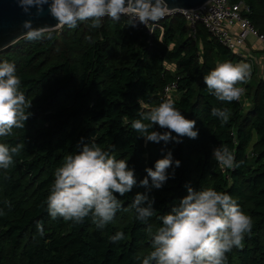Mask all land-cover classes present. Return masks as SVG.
Instances as JSON below:
<instances>
[{
    "label": "trees",
    "instance_id": "1",
    "mask_svg": "<svg viewBox=\"0 0 264 264\" xmlns=\"http://www.w3.org/2000/svg\"><path fill=\"white\" fill-rule=\"evenodd\" d=\"M229 1L248 6L247 16L264 34V0ZM129 23L121 16L119 21L105 17L100 28H92L90 21L76 28L65 25L39 40L22 37L0 51V60L16 65L22 90L32 101L25 128L0 137L13 146L24 144L14 164L0 169V209L6 213L0 216V264H142L153 250L159 217L187 194L186 184L226 192L252 217L251 234L242 248L226 254V264H264V81L241 85L249 99L246 108L239 100L221 102L209 94L203 77L232 55L202 25L194 39L185 19L172 14L160 20L161 39L155 29L149 42L145 30ZM167 62L173 63L175 74ZM176 78L179 96L173 101L183 115L196 120L199 136L182 137L179 144L154 143L152 152L131 122L158 106L163 87ZM214 107L228 110V123L211 115ZM81 137L95 140L117 159H128L138 181L146 176V167L172 151L181 165L162 188L148 192L155 197L153 217L140 222L131 208L135 194L148 191L142 187L119 197L127 210L117 212L103 229L91 217L82 224L50 217L45 202L54 172L66 154L78 151ZM221 145L243 161L240 167L222 172L212 159V148ZM37 222L44 226L43 236ZM117 231L126 239L114 244L109 237Z\"/></svg>",
    "mask_w": 264,
    "mask_h": 264
},
{
    "label": "clouds",
    "instance_id": "2",
    "mask_svg": "<svg viewBox=\"0 0 264 264\" xmlns=\"http://www.w3.org/2000/svg\"><path fill=\"white\" fill-rule=\"evenodd\" d=\"M16 3L29 17L43 15L47 5L49 15L57 21L54 26L34 27L32 19L25 20L22 37L29 41L43 38L56 27L76 28L85 21H90L92 28H100L105 17L119 21L122 15H129V24L147 25L162 19L171 10L167 0H16ZM251 74L252 66L247 62L223 61L218 62L203 81L209 94L230 103L245 93L241 85L247 84ZM31 107L32 101L22 90L16 65L6 59L0 60V137L11 136L14 129L25 128V122L32 115ZM211 115L225 124L230 116L227 109L217 107L211 110ZM156 126L165 131L155 130ZM131 127L145 143L179 144L182 137L197 139L199 136L196 120L183 115L170 98L142 112L140 119L131 122ZM76 147L78 151L66 154L54 172L45 202L47 212L52 219L63 218L73 224H82L91 217L98 229L111 223L117 212L127 210L119 197L137 187L148 191L137 192L133 197L131 208L135 209L136 220L146 222L153 217L155 197H150L148 192L152 188H162L170 177H175V168L181 165L168 150L155 161L154 167L145 168L146 176L138 181L135 168L129 166L128 159H117L112 151L95 140L85 142L81 137ZM23 148V143L13 146L0 142V169L12 166L14 157ZM212 156L229 169L243 163L236 161L233 151L226 145L215 147ZM169 169L173 171L169 173ZM185 187L187 194L159 217L161 224L151 239L153 250L143 257L142 264H226V254L234 247L242 248L245 236L251 234L252 217L230 194L212 187L195 189L191 184ZM5 204L11 208L10 202L5 201ZM5 214L0 209V216ZM37 231L40 236L44 235L41 222H37ZM125 239L123 231L109 237L114 244Z\"/></svg>",
    "mask_w": 264,
    "mask_h": 264
},
{
    "label": "built area",
    "instance_id": "3",
    "mask_svg": "<svg viewBox=\"0 0 264 264\" xmlns=\"http://www.w3.org/2000/svg\"><path fill=\"white\" fill-rule=\"evenodd\" d=\"M248 13L249 7L242 2L231 3L229 0H208L194 9H172L163 18L172 14H180L186 21L189 36L196 39L198 26L202 25L211 38L219 42L232 54L242 57L243 47L249 36L254 35L258 41L264 44V34L254 28L247 16ZM122 16L130 20L129 15ZM160 20L150 21L147 25L136 22L135 27L145 30L149 35L148 41L151 42L155 29L160 30L159 39H161L163 27ZM178 94V78H176L163 87L160 100L161 102L168 98L174 100ZM243 96L244 94L238 100L244 101ZM219 168L223 173L226 172V167L219 164Z\"/></svg>",
    "mask_w": 264,
    "mask_h": 264
},
{
    "label": "water",
    "instance_id": "4",
    "mask_svg": "<svg viewBox=\"0 0 264 264\" xmlns=\"http://www.w3.org/2000/svg\"><path fill=\"white\" fill-rule=\"evenodd\" d=\"M208 0H167L169 9H194ZM33 8L32 12L35 13ZM32 19L34 27L54 26L57 21L48 13L45 5L44 14L36 17H29L23 13L17 5L16 0H0V50L22 38L25 31L22 24L25 20ZM58 28V27H56ZM54 28V29H56Z\"/></svg>",
    "mask_w": 264,
    "mask_h": 264
},
{
    "label": "crops",
    "instance_id": "5",
    "mask_svg": "<svg viewBox=\"0 0 264 264\" xmlns=\"http://www.w3.org/2000/svg\"><path fill=\"white\" fill-rule=\"evenodd\" d=\"M232 56L229 60L234 63L247 62L252 66L251 78L248 80V83L251 81H264V44L256 39L254 35L249 36L244 47H243V56L239 57L230 53ZM223 62V60H220ZM179 94L175 97L178 98ZM247 100V98H246ZM249 100L245 104V108L248 107ZM215 147L212 148V151Z\"/></svg>",
    "mask_w": 264,
    "mask_h": 264
},
{
    "label": "rangeland",
    "instance_id": "6",
    "mask_svg": "<svg viewBox=\"0 0 264 264\" xmlns=\"http://www.w3.org/2000/svg\"><path fill=\"white\" fill-rule=\"evenodd\" d=\"M60 28H61V27H58V28H56V29H60ZM7 47H8V46H7ZM0 51H1V50H0ZM219 62H222V61H219ZM233 63H234V62H233ZM166 66H167V68L171 71V73L175 74L176 70H175V66L173 65V63L167 62V63H166ZM243 99H244V96H243ZM247 100H249V99H247ZM247 100L245 99V100L243 101V104H244V105L246 104ZM148 149H149L150 151L154 152V151H155L154 143H152V142H148ZM212 152H213V151H212ZM212 159H213V156H212ZM213 161H214L215 163L218 164V162H216L214 159H213Z\"/></svg>",
    "mask_w": 264,
    "mask_h": 264
}]
</instances>
